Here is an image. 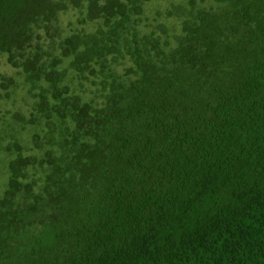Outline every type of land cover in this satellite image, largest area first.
<instances>
[{"label":"trees","instance_id":"trees-1","mask_svg":"<svg viewBox=\"0 0 264 264\" xmlns=\"http://www.w3.org/2000/svg\"><path fill=\"white\" fill-rule=\"evenodd\" d=\"M150 1L0 0V264H264V0Z\"/></svg>","mask_w":264,"mask_h":264},{"label":"rangeland","instance_id":"rangeland-1","mask_svg":"<svg viewBox=\"0 0 264 264\" xmlns=\"http://www.w3.org/2000/svg\"><path fill=\"white\" fill-rule=\"evenodd\" d=\"M156 1L154 0H151L150 2H148L147 4H146V7H149V8H152L153 6H156ZM165 3H167L166 2V0H164V3L163 4H165ZM158 4V3H157ZM149 13L151 12V11H148ZM2 70H4V71H6V73H8L9 72V69H7V67H5V66H2L1 68H0V71H2Z\"/></svg>","mask_w":264,"mask_h":264}]
</instances>
